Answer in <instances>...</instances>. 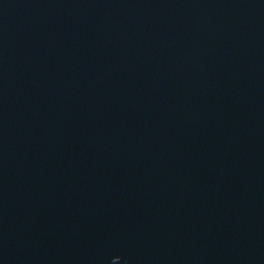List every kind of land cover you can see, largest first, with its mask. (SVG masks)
<instances>
[{
    "label": "water",
    "instance_id": "95a60500",
    "mask_svg": "<svg viewBox=\"0 0 264 264\" xmlns=\"http://www.w3.org/2000/svg\"><path fill=\"white\" fill-rule=\"evenodd\" d=\"M0 264H264V0H0Z\"/></svg>",
    "mask_w": 264,
    "mask_h": 264
}]
</instances>
